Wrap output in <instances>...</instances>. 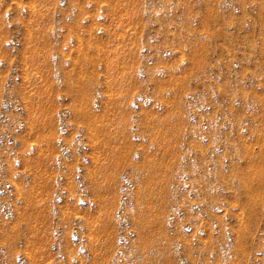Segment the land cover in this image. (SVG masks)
I'll list each match as a JSON object with an SVG mask.
<instances>
[{
    "label": "rangeland",
    "instance_id": "obj_1",
    "mask_svg": "<svg viewBox=\"0 0 264 264\" xmlns=\"http://www.w3.org/2000/svg\"><path fill=\"white\" fill-rule=\"evenodd\" d=\"M264 0H0V264H264Z\"/></svg>",
    "mask_w": 264,
    "mask_h": 264
},
{
    "label": "bare ground",
    "instance_id": "obj_2",
    "mask_svg": "<svg viewBox=\"0 0 264 264\" xmlns=\"http://www.w3.org/2000/svg\"><path fill=\"white\" fill-rule=\"evenodd\" d=\"M264 159V158H263Z\"/></svg>",
    "mask_w": 264,
    "mask_h": 264
}]
</instances>
